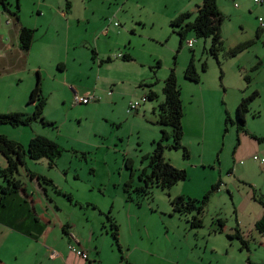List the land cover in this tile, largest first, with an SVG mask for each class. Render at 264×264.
Segmentation results:
<instances>
[{
    "label": "rangeland",
    "instance_id": "1",
    "mask_svg": "<svg viewBox=\"0 0 264 264\" xmlns=\"http://www.w3.org/2000/svg\"><path fill=\"white\" fill-rule=\"evenodd\" d=\"M8 2L15 14L0 13V34L12 27L11 18L36 31L20 64L5 68L0 62V114H32L40 84L47 124H2L0 135L24 150L30 139L43 136L56 142L61 154L53 167L27 156L18 165L13 178L37 201L35 212L26 199L46 237L34 241L0 224V260L64 264L75 238L95 251L90 264H264V240L254 230L261 207L253 201L264 197V166L253 159L264 157V142L249 135L264 136V30L258 21L264 20V7L252 0H216L223 20L215 58L210 38L189 32L179 46L170 26L180 13L191 12L192 21L202 0ZM69 2L74 16L66 20L60 11ZM101 59L111 63L100 64ZM190 63L196 81L185 78ZM171 71L186 153L170 147V129L158 124L157 107ZM89 96L95 100L86 104L76 98ZM241 99L249 100L244 130L238 129ZM132 102L139 106L128 112ZM162 132L168 137L163 160L186 173L169 189L145 183L149 155ZM6 167L0 153V169ZM27 171L51 183L39 185ZM218 182L198 217L195 210L173 211L176 197L200 201ZM5 185L0 174V188ZM107 216L118 228L120 253Z\"/></svg>",
    "mask_w": 264,
    "mask_h": 264
},
{
    "label": "trees",
    "instance_id": "2",
    "mask_svg": "<svg viewBox=\"0 0 264 264\" xmlns=\"http://www.w3.org/2000/svg\"><path fill=\"white\" fill-rule=\"evenodd\" d=\"M0 3H3V0H0ZM68 7V5L66 6ZM195 12V17L192 21H189L192 16L191 12L180 13L174 20L170 22V26L174 28V32L179 36L180 43L185 40L186 35L189 32H193L196 38L207 39L210 38L211 45L209 47V53L216 58L217 52L219 51L221 44V29L220 25L223 20L222 15L220 14L216 0H202L200 6L197 7ZM15 14V13H14ZM16 17L18 18L17 14ZM33 38V30L22 27L18 36V45L22 51H28ZM232 53H234L232 51ZM122 59L124 61H129V55H123ZM107 61H109L107 59ZM185 78L190 81H196L194 74V68L192 63L188 66L185 71ZM42 89L40 84L38 88L34 91L32 95V104H35V110L32 114H19V113H10V114H0V125L7 124L12 127L16 126H25L28 125L30 121L40 120L42 124H47L42 118V106L43 99L41 98ZM163 101L158 104V124L163 127H168L170 129L169 137L172 139V149H183L180 145V140L182 136V127H181V118H182V107L180 101V93L177 88L175 77L171 71L168 77L164 81V86L162 88ZM153 93L148 94V99H151ZM248 104L249 100L241 99L237 106V118L238 122L241 125L238 129L244 130V116L248 113ZM258 142L264 141V138H256ZM168 137L165 132H162L161 140L154 144V148L149 155V165L150 173L146 178L145 183H154L157 187L161 189H169L179 181H183L186 178V173L182 169H178L172 166L170 163L163 160V142L167 141ZM183 152L185 150L183 149ZM0 153L3 154L7 161V167L5 169H0V174L3 177V180L6 182L5 186L0 188V205L3 204V200L6 197H10L17 193V191H24V185L19 181L13 178L14 172L17 171L18 165H23V157L27 156L30 160L38 161L41 159H46L48 161V166L53 167L55 160L61 154L60 146L43 136H35L29 140L26 149L14 142L9 141L5 136L0 135ZM28 176L31 180L35 179L38 184L42 182L51 183L50 180H47L40 176H35L33 173L27 171ZM10 177V178H9ZM219 182L212 186V188L202 197L200 201L190 198H185L184 196L176 197L172 202V207L174 212H183L195 210L197 212V217L203 211V207L206 205L210 194L217 189ZM149 186V185H148ZM148 186L144 189H141L143 194H146ZM257 202L263 209L262 216L254 224L255 231L264 236V197L258 198ZM196 203L199 205L196 206ZM184 209V211H183ZM110 223L111 229V238L114 240L117 250L119 251V246L117 244V232L118 228L114 221H111L110 218L106 217ZM196 224L200 223V220L196 219ZM219 226L222 227V221L218 220ZM65 233V229L62 230ZM237 238L238 235L236 236ZM244 244V243H242ZM120 253V251H119ZM247 264H252L247 261Z\"/></svg>",
    "mask_w": 264,
    "mask_h": 264
},
{
    "label": "crops",
    "instance_id": "3",
    "mask_svg": "<svg viewBox=\"0 0 264 264\" xmlns=\"http://www.w3.org/2000/svg\"><path fill=\"white\" fill-rule=\"evenodd\" d=\"M198 6H200V5H195L194 11H196ZM255 6L264 7V6H260V5H255ZM66 8H67L66 11H60V15L62 16V18L67 20V19H69V16H71V17L74 16V9L72 6V2H69L68 7H66ZM9 10H10V3L8 2V0H3V4L0 3V13L13 14L15 12V11L12 12L11 10L10 11ZM12 17H14V16H12ZM15 19L16 18H14L15 23H13L12 22L13 18H11L10 24H12V27L8 28V30L6 32H4L3 34H0V62L3 63V66L5 68L16 67V65L20 64L19 57L22 55L21 53H24V51H22L18 45L19 44L18 43V36H19L20 29L22 27H25V28L33 30V36H34V31H36L35 27L21 23L19 21V19L17 21ZM32 42H33V40H32ZM32 42H31V44H32ZM30 47H31V45H30ZM104 62L106 64L111 63L110 60L109 61H107V60L103 61L101 59L100 64L104 63ZM245 116H244V124H245ZM249 135H250V137L254 136L256 138H264V136H256V135L251 134V133ZM252 139H254V138H252ZM254 140H256V139H254ZM262 142H264V141H262ZM262 142H259V143H262ZM262 158H264V157H262ZM262 166H264V165H262ZM33 180H35V179H33ZM26 199L29 200L30 205L32 206V208L35 211L37 201L35 199H33V197H31V195L27 194L26 189L24 191H17L16 194L11 195L10 197H6L3 200V204L0 205V224H1V227H3L6 230H9L10 232L20 234V235L27 237V238H30L34 241H40L42 237L43 238L46 237V235H45L46 228H45L43 222L40 220L41 218L39 217V215L37 213H36V215L31 214V212L29 211L30 210L29 209V207H30L29 202H27ZM253 199H254L253 201H255L260 206V204L257 202L258 198L253 197ZM43 213H44V215H49L48 210H45ZM262 213H263V209L261 207V214H260V216H258L255 219V222L261 218ZM255 222H254V224H255ZM61 230H63V228ZM62 233L65 234L63 231H62ZM260 236L264 240V236L263 235H260ZM68 245L69 246L67 249H69V247H73L77 250H81V251L85 252L87 255V260L83 261L80 258H78L75 254H73L72 252L69 251L72 254L68 255L67 258L63 259L64 264H90V262L94 263V257L92 255V254H96L94 250L82 247L80 245V243L75 238L73 239V244H68ZM54 258H55V256L51 253L50 259L53 260ZM90 258H91V260H90ZM4 263L5 262L1 259L0 264H4Z\"/></svg>",
    "mask_w": 264,
    "mask_h": 264
},
{
    "label": "built area",
    "instance_id": "4",
    "mask_svg": "<svg viewBox=\"0 0 264 264\" xmlns=\"http://www.w3.org/2000/svg\"><path fill=\"white\" fill-rule=\"evenodd\" d=\"M252 2L255 4V5H260V6H264V0H252ZM234 6L237 7V3L234 2ZM258 21H259V26L261 28V30H264V20L262 18H258ZM114 25H117L116 23ZM188 45H192V42L191 41H188ZM118 57H122V55H118ZM81 103H88L92 100H95L92 96H89V97H76ZM146 99V98H145ZM143 99V101L145 100ZM139 104L138 102H132V103H129V106H128V112L130 111H134L138 108ZM254 160H258L259 163L261 165H264V158H258L256 156L253 157ZM69 251L72 252L73 254H75L78 258H80L81 260L83 261H86L87 260V255L85 252L81 251V250H77L73 247H69Z\"/></svg>",
    "mask_w": 264,
    "mask_h": 264
}]
</instances>
